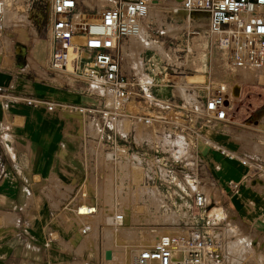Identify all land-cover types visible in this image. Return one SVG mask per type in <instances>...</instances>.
Listing matches in <instances>:
<instances>
[{"label": "built area", "instance_id": "built-area-1", "mask_svg": "<svg viewBox=\"0 0 264 264\" xmlns=\"http://www.w3.org/2000/svg\"><path fill=\"white\" fill-rule=\"evenodd\" d=\"M42 1L48 5L51 43L46 71L58 75L53 82L59 86L76 87L97 98L94 105L69 106L84 117V139L77 155L97 170L102 167L112 185L102 195L81 191L73 197V211L86 219L79 225L80 235L93 230L98 201L113 204L104 217L117 229L128 220L121 203L130 200L150 209L161 204V213L179 215L178 229L141 248L133 264H215L224 245L223 223L205 219L211 199L214 204L219 201L206 189L200 146L248 168L241 180L227 182L231 192L255 178L264 179L263 159L241 156L206 131L230 121V88L222 84L212 92L199 93L196 102L164 98L155 91L154 81H143L135 69L122 70V42L158 27L153 7L160 0H85L87 8L99 10L93 17L81 8V0ZM30 2L0 0V67L15 28H27L32 44L39 37ZM180 9L192 28L203 24L198 17L206 19L205 38L200 41L208 39L210 49L226 55L233 67L245 71L264 67V0H175L171 12ZM30 61L26 58L17 74L29 72ZM159 84L169 85L165 80ZM0 102L45 106L49 111L62 107L4 89H0ZM81 205L90 208L81 213ZM47 231H52L51 226Z\"/></svg>", "mask_w": 264, "mask_h": 264}, {"label": "crops", "instance_id": "crops-1", "mask_svg": "<svg viewBox=\"0 0 264 264\" xmlns=\"http://www.w3.org/2000/svg\"><path fill=\"white\" fill-rule=\"evenodd\" d=\"M13 36L0 67V89L62 107L49 111L45 106L0 102V264H69L66 238L87 235H80L79 225L71 227L77 217L72 209L73 197L79 196L85 187H97L101 191H87L102 195L112 186L102 167L97 170L77 155L84 139V117L69 106L94 105L97 98L79 88L61 87L53 82L58 75L54 77L46 71L51 48L49 36L48 39L39 36L32 44L27 28L23 27L15 28ZM216 57L217 53H213L212 61L207 62L215 67ZM26 58L33 67L29 72L17 74ZM136 64L141 67L140 62ZM206 72L209 74L207 65ZM144 77L152 81L151 74ZM161 80L158 79L155 91L161 97L171 98L173 95L167 97L168 89L159 84ZM234 128L228 125L223 133L218 130L209 136L241 156L254 158L240 148L237 138L241 133ZM199 152L207 173L205 186L209 181L217 191L209 192L211 197L222 207L233 210L234 217L243 220L250 233L264 236V179L255 178L233 193L227 182L241 180L248 168L204 145ZM50 226L52 231L48 233Z\"/></svg>", "mask_w": 264, "mask_h": 264}, {"label": "rangeland", "instance_id": "rangeland-1", "mask_svg": "<svg viewBox=\"0 0 264 264\" xmlns=\"http://www.w3.org/2000/svg\"><path fill=\"white\" fill-rule=\"evenodd\" d=\"M160 1L159 5L153 7L156 9L153 12L158 27L152 31L145 30L150 47L136 43L134 37L122 42L120 47L123 56L122 70L131 73L135 68L143 81L146 73L152 75L154 83L162 78L161 81L165 80V83L169 84L166 87L167 97L173 95L175 98L186 100L193 98L195 102L198 90L204 95L207 91L212 92L219 85L225 84L231 90L229 98L231 122L228 125L234 126V129L241 133L237 138L240 148L251 153L258 161L261 157L264 159V67L251 71L233 67L226 55L216 49L213 51L210 49L208 39L205 42L200 41L203 31L207 28L204 17H198V21L203 22L201 26L192 28L184 10L171 12L175 0ZM86 2L81 0V8L89 14V17L97 15L99 10L87 8ZM30 8L38 23L39 36L48 39L47 3L42 0H31ZM193 29L203 31L197 35L192 32ZM158 46L162 47L164 54L154 48ZM213 53H217V57L213 60L217 64L215 67L207 62L212 61ZM138 62L141 63V67L136 64ZM166 65H168L167 72L164 70ZM206 65L209 74L206 72ZM155 74L159 76L155 77ZM228 125L224 124L218 129L207 128L206 131L209 135L216 134L218 130L222 132L228 128ZM203 173L207 175L206 172ZM206 188L208 192L216 190L209 181ZM85 189V191L89 189L101 191L94 186ZM106 189L108 190V186ZM96 205L97 213L94 217L96 228L81 238L68 236V239L66 236V246L70 249L69 264L71 261H75L72 264H115V259L120 257L119 252L121 253L126 246L132 247L129 264H133L141 248L153 245L160 235L178 229L179 215L171 212L161 213V204H156L154 209H150L130 200L121 203L128 220L118 230L108 225L104 217L105 212L111 209L113 204L108 205L98 201ZM234 216L233 210L222 207L220 203L214 204L212 199L206 209L205 219L223 223L221 230L224 233V245L215 264H264V236L250 233L249 226ZM85 220L77 215L71 227L78 226ZM89 240L91 242H88ZM139 242L143 244L139 245Z\"/></svg>", "mask_w": 264, "mask_h": 264}, {"label": "bare ground", "instance_id": "bare-ground-1", "mask_svg": "<svg viewBox=\"0 0 264 264\" xmlns=\"http://www.w3.org/2000/svg\"><path fill=\"white\" fill-rule=\"evenodd\" d=\"M155 8H153V11H154ZM156 11V9H155ZM158 11V10H157ZM156 13V12H155ZM145 31V30H144ZM144 31H142L141 33L137 34L136 36H134V38H138V40H140V44L142 43L143 45H145L147 48L150 47V42L148 41V39L146 38V33L144 35ZM141 38V39H140ZM137 40V42H138ZM153 48V47H152ZM155 49H157L159 52L163 53V49L162 47L158 46V47H154ZM164 54V53H163ZM166 55V54H165ZM193 63V62H192ZM156 65V64H155ZM153 67V66H152ZM156 69V68H155ZM153 70V69H152ZM157 72V71H156ZM145 81L146 82H150V79L149 78H146L144 77ZM88 208H90V206H86V205H81L80 206V212L81 213H84L88 210ZM114 230V229H113ZM111 230V231H113ZM115 230H118V229H115ZM93 235V234H92ZM110 236V235H109ZM239 239V238H238ZM88 242H91V240H89ZM143 244L142 242H139V245ZM145 245H149V244H145ZM139 247V246H138ZM132 247H125L121 253L119 252V256L117 255V257L119 258H116L115 259V264H129L130 263V260L132 258V252H131V249ZM235 248V247H234ZM113 258V257H112ZM113 261V260H112ZM112 263V262H111Z\"/></svg>", "mask_w": 264, "mask_h": 264}]
</instances>
